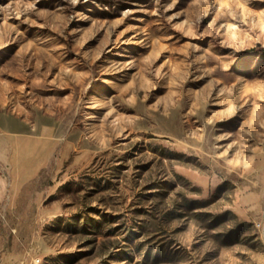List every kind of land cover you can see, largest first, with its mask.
Masks as SVG:
<instances>
[{"label": "rangeland", "instance_id": "1", "mask_svg": "<svg viewBox=\"0 0 264 264\" xmlns=\"http://www.w3.org/2000/svg\"><path fill=\"white\" fill-rule=\"evenodd\" d=\"M0 264H264V0H0Z\"/></svg>", "mask_w": 264, "mask_h": 264}]
</instances>
